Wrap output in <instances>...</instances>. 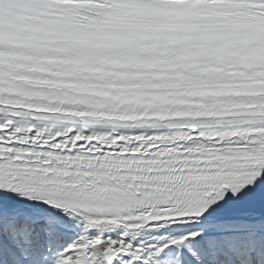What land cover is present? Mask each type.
Returning <instances> with one entry per match:
<instances>
[{"label": "snow or ice", "instance_id": "snow-or-ice-1", "mask_svg": "<svg viewBox=\"0 0 264 264\" xmlns=\"http://www.w3.org/2000/svg\"><path fill=\"white\" fill-rule=\"evenodd\" d=\"M0 264H264V0H0Z\"/></svg>", "mask_w": 264, "mask_h": 264}]
</instances>
